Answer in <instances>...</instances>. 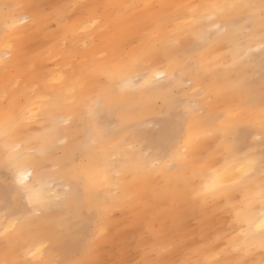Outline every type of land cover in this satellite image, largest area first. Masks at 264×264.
I'll list each match as a JSON object with an SVG mask.
<instances>
[{"label":"rangeland","instance_id":"374dc122","mask_svg":"<svg viewBox=\"0 0 264 264\" xmlns=\"http://www.w3.org/2000/svg\"><path fill=\"white\" fill-rule=\"evenodd\" d=\"M209 1L211 0H0V30L4 36L6 28L5 15L8 6H11L10 8L16 14L22 13L26 16V25L23 26L25 30L22 34L13 36L7 27V37L12 38V44L14 46L6 56V63L0 65V113L3 110L7 113L11 112L16 115L19 113V116L20 114L22 115L23 112L19 109L15 110V108L24 100V93L28 88L34 87L37 89L39 85V90L47 94L45 99H43L44 102L40 101L43 103V106L40 112H38L40 114L39 117L37 118L35 115L30 120L26 119V121L30 134L38 135L42 131V127L47 126L48 121L50 124L57 123L55 126L49 127L50 130L62 129L61 134L54 139V141H57L54 142L53 148L48 150L49 153L46 152L47 154L45 153V156L40 157L41 159L39 158L36 160L37 163H35V165L37 164L35 167L39 169L41 167L42 170L40 171L46 174L51 181L48 183L54 189L51 191V194H57L53 198V202L66 199L68 197L67 193L71 189V185L66 180V175L61 172L63 168L60 159L64 154V149L69 145L68 137L63 130L76 127L77 115L71 109L72 103L74 101L80 102L83 105L82 108L85 113L93 116L90 122L93 128L99 130L94 144L100 148L102 145L112 146V143H114L112 137L117 131L121 129L129 132L131 130L126 127L124 128L123 123L131 121L132 114L131 107L125 100V91L121 92L115 81L110 78V74L106 72V67L109 65L108 62H110L113 55L120 51H126L128 55L143 54L145 63L159 56L162 61L160 67L165 69L169 75H171L173 68L188 60L195 61L200 68L199 72L205 73L210 71L207 61L209 60V53L212 47H209V45L217 42V38L214 36L211 40L200 41L199 37L201 33L192 32L189 27V25L195 27L198 24H202L204 30H206L208 29L207 22L200 23L198 20H194L192 18V9L159 7L161 5L195 6L209 3ZM229 1L238 2L237 0ZM259 2L260 0H254L251 3L258 4ZM77 4H100L108 6L105 9H101L105 23L101 25V29L95 31L94 42H89L87 37L88 32L79 23L81 19L93 16L94 12L88 10L83 14L77 12L76 15H73V12L76 10L67 6ZM144 5H155L157 7L145 9L143 7ZM101 40L103 41L102 45ZM166 40H172L174 42L167 58L165 57V53L156 47L158 43ZM82 43L85 44L83 45ZM253 48L255 51H260V45L258 44L254 45ZM105 52L107 53L106 56L104 55ZM8 58H10L9 62L7 61ZM226 62L225 60L222 64L225 65ZM103 64L104 72L100 70ZM69 69L72 71L70 72ZM94 69H96L95 72ZM58 70L63 71L62 73L65 76L64 80L70 77L73 78L70 83L72 85L71 88L61 90L60 87L63 86L64 81L57 80L55 82V80H50L56 76ZM196 74H187L191 81V87H189L188 81L181 83V77L184 73H177V80L173 86V94H177L181 98V106L184 107V104H195L198 108H203L204 116L200 119L204 120H207L206 118L208 117H213L215 111L218 110L220 112L221 107L223 109L222 112L225 113L226 110L228 111V106L223 102L226 94L218 98L219 95L217 93H224V91L221 92L220 88L215 86L214 82L212 83L215 89H217L216 94L214 93L212 98L205 100L204 103H197L196 99L203 98L205 95V83L195 79ZM73 86H75V94L72 92ZM134 86L136 85L130 86L129 89L136 92L139 86ZM22 87L24 88L21 89ZM54 89L59 90V96L54 94ZM200 89H203L200 96L194 95ZM188 90L190 92L185 94ZM98 97L104 98V104L98 110L89 111V105ZM153 103L155 108L144 112L140 126L148 131L152 130L153 133L157 134L161 130V120L165 111L162 108L163 103L160 98L153 99ZM45 106H47L46 112ZM44 113H47V115L53 114L55 118H46ZM98 113H102L103 116L105 115L104 127L96 123L95 116ZM63 121L68 123H61ZM145 121L147 123H144ZM247 124L249 125V123ZM203 126L208 127L207 124ZM217 128L219 129V127ZM199 129V132H202L204 128ZM123 134H126V132ZM250 138L252 139V137ZM255 138H258V135H255ZM8 140L11 141L10 144L14 149L20 148L21 140L18 134L9 137ZM123 149L128 153L139 150L140 152H149L151 159H155L158 156L154 147H147L142 140L135 139L134 136L127 138L123 143ZM118 157L119 154L116 153V156L115 154L109 155L108 159L113 160ZM80 158L81 156L78 155V159ZM141 160L143 159L141 158ZM143 167L153 171L144 160ZM133 172L131 173V180L130 178L127 179V174L122 168L117 172L110 173L111 176L115 177H112L111 184H108L110 186H104V203L95 206L96 209H94V212H100L98 216H102V218L98 219L95 223L90 221L84 228L82 227L84 231L80 230L82 233L81 237H83L80 241L68 238L67 232L62 229L52 231L54 228L50 226V222H44L42 225L39 224L42 214L37 209H34L30 212V217H33V221L24 230V232L28 231L24 237L22 247L8 243L10 240H13V242L17 241V239L20 240L21 231L19 230V223L21 222L20 219L22 220V215H18V218L14 220V225L19 227L15 228L13 226L14 229L13 231L11 230L14 235L12 236L13 239L11 236L5 234L3 230L11 216V209L10 207L8 208L5 202L6 199L10 203V200L7 197L4 199L1 192L6 189L10 180L7 175H3L0 180V231H2L0 233V264H77V262H80V264H152L148 260L153 258L151 251L154 250V247H156V250L164 253L161 263L181 264L184 259L181 258L179 261H172V259L166 257V254L178 249L188 239H194L199 236L200 219L196 215H192V217L187 216L181 220V212L178 210L180 208V202L177 198H173L172 195L162 206V209L166 211V216L176 214L175 218L178 219L177 221L180 224L179 229L187 233L186 237L171 236L168 229L169 226H165V219L158 212L152 215L148 213L146 219L142 220V218H139L138 220L136 215H132L136 212L132 206L136 207L135 205L144 202L146 198L144 191L147 188L146 186H148V180L143 176L144 174L141 170H133ZM136 172L137 174L135 175ZM163 174L168 175V173ZM153 175L157 176V173ZM141 180L144 185L141 183ZM156 189V186H151L148 192L154 194ZM174 192L178 193L177 191ZM179 195H181L180 201H188L187 193L184 192ZM49 208L55 210L56 205L51 204ZM157 209L159 210V208ZM12 214L16 215L14 213ZM104 226L107 227L106 230L99 231V228ZM117 227L120 230L122 229V236L115 234ZM95 228H98V230H95ZM207 231L210 232L211 230L207 229ZM127 238L131 242L122 246L123 251L121 253L113 248L118 240L123 241ZM48 239H52L51 242ZM104 239H108L109 241H104ZM37 244H42L44 248L45 255L43 254L41 258L35 249ZM6 246H8V249ZM142 249L145 251L143 253L147 254L146 256L140 253L138 254L137 251L140 250L141 252ZM218 255L216 253L219 264L220 255ZM187 259L197 260L191 257L185 260Z\"/></svg>","mask_w":264,"mask_h":264},{"label":"bare ground","instance_id":"6f19581e","mask_svg":"<svg viewBox=\"0 0 264 264\" xmlns=\"http://www.w3.org/2000/svg\"><path fill=\"white\" fill-rule=\"evenodd\" d=\"M237 1L251 3L254 0H237ZM215 2H230V1L229 0L209 1V3H215ZM10 7L11 6H8L6 10V15H5L6 20H11L13 18H18V19H16L14 23L7 25V27L10 30V32L13 34V36H17L18 34H22V32L25 30L23 26L26 25V16L22 13L16 14L14 10ZM89 17L91 16L81 19L79 23H81L84 26L83 28L88 32L87 37L89 42H92L95 38L94 35L95 32L92 31L93 22L90 21ZM242 23L243 21L241 22V24ZM189 27H190V31L198 32L201 34L208 31V29L204 30V26L202 24H198L195 27L189 25ZM82 44L84 45L85 43ZM13 46L14 44H12V38L7 37V40H5V36L2 34V31L0 30V65H4V63H6L5 62L6 56L10 53L11 48ZM209 47H212L209 53V60L207 61V64L210 67V71H207L205 73L199 72V74L197 73L195 75V79L201 80L202 83H205V91H204L205 95L210 90L215 89L212 82L215 83V86L220 88L221 92L224 91V93L218 92L217 94L219 95L218 98H221L223 94H226L223 102L225 103V105L228 106V111L226 110L225 112V115H227L229 109L232 108L235 104H239L241 101V96L238 91H233L231 88L225 86L230 83V81L224 80V76L226 74H230L233 72L232 69L233 57L230 53L227 43L221 46L217 42H214V44L209 45ZM252 52L254 53V59L257 62V67H258V62L262 54L260 51H255L254 48L252 49ZM225 60L227 62L224 65L222 64V62H224ZM7 61L9 62L10 58H8ZM108 66L106 68H108ZM96 69H94V72ZM100 70L104 72V64ZM163 70L165 71V69ZM62 72L63 71L58 70L56 76L54 78H51L50 80H55V82L57 80L64 81L63 86L60 88L61 90L63 89L66 90L71 88L72 85L70 83L73 80V78L70 77L69 79L64 80L65 76L64 73ZM17 85L19 84L17 83ZM17 85L15 86L19 87ZM23 88L24 87H22L21 89ZM34 90H36L34 87L26 89V92L24 93V100L23 101L21 100L22 102L18 104V107L15 108V110L19 109L23 112L27 107V110H29L32 113L33 117L36 115V113L40 112V109L43 106V103H41L40 101H43V99H45L47 94L39 90L36 93V95H32L31 93ZM54 92L55 95L59 96L58 89L56 90L54 89ZM189 92L190 90H188L185 94ZM216 92L217 91H215L214 93L216 94ZM125 97H126L125 98L126 102L129 104L131 108L135 107L136 105H145V104H150V106H142L137 108L136 111H131L132 120L123 123L124 128L126 127L127 129H131V130L127 132V130L123 131L120 129L112 137V139H114L113 140L114 143H112V141L110 140L112 146L102 145L101 148L98 147V145L94 144V141L96 140L99 134V130L97 128H93V125L90 122V119H92L93 116L87 115L85 113L84 109L82 108L83 105L80 102L74 101L72 103L71 109L77 115L76 127L63 130L65 135L68 137L67 139L69 140V145L67 146L66 149H64L63 152L64 154L60 159L63 168L61 172L62 174L64 173V175H66V180L71 185V189L69 193L66 192L68 194V197L66 199H64L63 201H55V202H53V198L56 197L57 194L52 195L51 191H53L54 189L48 185V183L51 181L49 180L46 174L40 171L42 170L41 167L40 169L38 167L37 168L35 167L37 165V164L35 165V163H37L36 160H38L40 157H44L45 153L53 148L54 142L57 141V140L54 141V139L58 137L59 134H61L60 132L62 131V129L50 130L49 127H53L57 123L50 124L48 121L47 126L45 125L44 127H42L43 129L38 135L30 134L28 132L29 127L27 121L26 119L23 118V114L22 115L20 114L19 116V113L18 115H16L11 112L7 113L3 110L1 111L0 130H6L7 135H0V180L3 175H7L10 180L9 184L6 186V189L2 190L1 192H2V197H4V199L6 197L9 198L10 203H8L6 199L5 202L8 208L10 207L11 209V214H10L11 216L9 218L10 220L3 229L5 234L11 236V238L12 236H14L12 232L14 229L13 226H15L14 220L18 218V215H22V220L20 219L21 222L20 221H19L20 223L18 222L20 224V227L19 226L18 227L19 230L21 231L20 240H18L17 238H16L17 241L14 242L13 240L10 241L7 240L8 243L10 245L14 244L20 247L23 246L24 237L26 235V232L28 231L27 230L26 232H24V230L26 229L28 224L31 221H33L32 219L33 217L32 218L30 217V212L34 209H37L42 214L41 219L39 220V224L42 225L44 222H50L51 224L50 226L54 228V230L52 231H55L56 229H62L63 231L67 232L68 238L70 239L72 238L75 241L77 240L80 241L83 238L81 237L82 236L81 231H84L83 229L84 226L90 221L95 223L96 221H98V219L102 218V216H98L100 215V212L96 213L94 212V209H96L95 206L104 203V195H103L104 186L108 185L113 177L110 175V173L117 172L119 171L120 168H122L127 174L128 177L127 179L130 178L131 180L132 177L131 173L133 172V170L134 171L141 170V172L144 174L143 176H145L146 179L148 180V186H146L147 188L144 191V195H146L144 202L140 203L139 205H135L136 207L132 206V208H134L136 211L132 215L134 216L136 215L138 220L139 218H142V220L146 219L148 213L152 215L153 213L158 212L161 216L164 217L165 226L166 225L169 226L168 229L171 233V236L186 237L187 233L179 229L180 224L177 221L178 219L175 218L176 214L172 216H166V211L162 209V206L168 201L169 197L172 195L173 198H177L180 202V208H178V210H180L179 212H181L180 214L181 220L185 219L187 216L192 217V215H196V217L200 219L199 236L194 239H188L186 243H183L180 246L178 245L179 246L178 249L166 254L167 258L172 259V261H179V259L181 260V258L185 260L186 258L191 257L192 259L204 260L207 261L208 264H213V262L218 261L216 257V253H218L220 255L219 260L221 264H233V262L236 261L237 259H247L248 264H261V261L264 260V251L260 249L258 241L251 239L246 240L245 236L243 235L244 233L248 232L249 221L253 219H255L256 222L252 224V230L259 231L258 226L260 221L258 217H260L261 215V205L258 198L255 199L254 201H251L250 199H245L244 197H241L238 200H226L224 204H220L214 201L208 203L195 202L191 198V196L184 191L183 188H179L175 185V177H173L172 180L169 174L166 175L163 174L162 172L155 170L151 171L148 168L143 167V160H141L140 150L132 153H128L123 149V143L130 136H134L135 139L142 140L147 147L155 148V144L157 142L158 136L164 132L165 128L169 125L171 121L175 120L177 107L183 108L181 106L182 105L180 100L181 98L177 94H173V96L170 97L169 99H165L164 97L159 96L153 92L139 93L138 91L135 92L129 88L125 90ZM118 98L119 100H121L120 97ZM155 98L161 99L163 103L162 108L165 111L161 120L162 122L161 130L158 131L157 134L153 133L152 130L148 131L140 126L143 120L144 112L146 110L148 111L152 108H155L153 105L154 104L153 99L155 100ZM201 99L202 97L196 99V101L198 102ZM204 102L205 100L202 103ZM46 107L47 106H45V112L47 109ZM222 110L223 109L221 107L220 112L217 110L215 111V114L221 113ZM44 115L46 116V118L48 117L49 119L55 118L53 114L47 115V113H44ZM233 116L234 119L230 121V123L234 124L237 128H248L250 131L254 132V135L251 136L252 139L249 137L247 143L255 144V148L257 149L255 150L254 148V150L257 152V158H258L260 145L258 138H255V135H259V130L253 123L255 117H253L250 111L246 108L237 109L233 113ZM206 119H207L206 124L208 125V127L206 126L195 127L192 129L191 134L200 140V142L207 149L208 153H212L217 149L220 143V140L217 138L216 135V130L218 129L217 127L221 128L223 125L221 121L218 120L214 121L212 117H208ZM95 120L98 125L104 127V122L106 120L105 115L103 116L102 113L101 114L98 113L95 116ZM51 122H55V121H51ZM247 123H249V125ZM199 128H204V129L202 130V132H199L200 130ZM125 132L126 134H123ZM16 134L20 136V140H21L20 148L18 149H14L13 146L10 144L11 141L8 140L9 137H13ZM235 134L236 133L234 132L233 135ZM245 151H250V148H245ZM116 153L119 154L118 157L119 159L118 158L115 159L116 157L114 158L115 160L113 159L114 161L112 159L111 160L108 159L109 155L115 154L116 156ZM78 155L81 156L80 159H78ZM221 163L223 164L224 161L221 160ZM154 173H157V176H154L153 175ZM136 174L137 172L135 173V175ZM232 174H233L232 171H230L229 175L231 176ZM213 179H214L213 176L208 175L207 183L211 184ZM229 182H230L229 180L224 181V183H229ZM141 183L143 184V181ZM258 183L259 180L257 178L252 182V186L255 187V185ZM151 186L157 187L156 192L154 191L155 192L154 194L148 192ZM174 191H177L178 193H175ZM184 192L187 193V197H188V201L186 202L180 201L181 195L179 194H183ZM3 193L5 196L3 195ZM37 193L40 195L39 199L36 198L35 194ZM232 194L234 195L235 193ZM51 204L56 205L55 210H51L49 208ZM226 207L227 210H225ZM157 208H159V210ZM12 213L16 215H13ZM18 227L15 226V228ZM106 228H107L106 226L100 227L99 231L103 229L105 231ZM117 228L115 229V234L118 236H122L121 233L122 229L120 230L119 228L118 229ZM207 229H210L211 231L209 232L207 231ZM95 230H98V228H95ZM0 233H2V231H0ZM107 240L108 239H104V241ZM130 242L131 241L129 240V238L124 239L123 241L118 240V242L115 243V246L113 248L117 249L118 252L121 253L123 251L122 246L124 244H129ZM234 245L240 247L241 249L240 253L236 252L235 248L233 247ZM7 247L8 246H6V248ZM249 248H251V251L245 255L244 254L245 251ZM35 249L38 252L37 253L38 256L41 258L44 254V248L42 244H37L35 246ZM2 251L4 252L3 249ZM137 252L138 254L140 253L144 256L147 255L143 253L145 252L143 251V249L141 252L140 250ZM151 254L153 258H150L148 260L149 262H151L152 264H163L161 263V260L164 257L163 252H161L160 250H156V247H154V250L151 251ZM11 256L12 254L10 255V259Z\"/></svg>","mask_w":264,"mask_h":264},{"label":"snow or ice","instance_id":"6c2138e0","mask_svg":"<svg viewBox=\"0 0 264 264\" xmlns=\"http://www.w3.org/2000/svg\"><path fill=\"white\" fill-rule=\"evenodd\" d=\"M67 7L76 10L73 15H76L77 12L83 14L85 11L92 10L94 15L89 19L93 22V32L101 29V25L105 23L101 9L107 8L106 5L77 4ZM143 7L151 9L157 6L144 5ZM159 7L192 9L194 20L208 24V31L200 35V41H208L215 36L217 43L221 46L225 43L228 44L233 57V72L224 76L225 81H230L225 86L233 91H238L241 101L230 108L227 115L221 112L212 117L214 121H221L223 125L216 130L220 143L214 152L208 153L200 140L191 134L193 128L203 126L207 121L200 119L204 116L203 108L189 104L183 108L177 107L175 120L171 121L164 132L158 136L155 144L157 158L151 159L150 153L143 151L140 152L141 158L148 163L152 170L168 173L172 180L175 177V185L183 188L195 202L214 201L224 204L226 200H238L241 197L251 201L258 198L261 205V215L258 217L259 231L252 230V224L256 222L253 219L249 221L248 232L243 235L246 240L258 241L260 249L264 251V0H260L258 4L215 2L195 6L161 5ZM16 19L18 18L5 21V40H7V25L14 23ZM241 21H243L242 24ZM173 43L172 40H166L158 43L156 47L161 49L167 58ZM256 44L260 45L259 50L262 54L258 67L252 52ZM104 55L106 56L107 53L105 52ZM161 64L159 56L145 63L143 54L128 55L126 51H120L113 55L106 71L121 92L132 85H138L139 93L153 92L165 99L173 96L177 73H184L181 83L188 81V86L191 87V81L187 74L200 71L194 60L177 65L172 69L171 75L160 67ZM69 71L72 70L69 69ZM39 89L38 85L31 94L36 95ZM202 91L203 89L197 90L194 95L200 96ZM215 91L217 89L210 90L197 103L210 100ZM72 92L75 94V86H73ZM104 102V98H96L89 105V111L98 110ZM142 106H150V104L136 105L131 108V111H136ZM239 108L248 109L255 117L253 123L259 130L258 158L255 150L245 151V148H255V144L247 143L248 138L253 136L254 132L248 128H237L230 123L234 119L233 113ZM39 115L36 113L37 118ZM23 118L29 120L32 118V113L27 110V107L23 111ZM157 127L159 126L157 125ZM234 132L235 135H233ZM0 135H7V131L0 130ZM221 160L224 161L223 164ZM230 171L233 173L231 176L229 175ZM208 175L214 177L211 184L207 183ZM257 178L259 183L253 187L252 182ZM225 180L230 182L224 183ZM35 195L39 199L40 195L38 193ZM233 247L237 253L241 252L239 246L234 245ZM250 251L251 248L247 249L244 254L246 255ZM181 264H208V262L187 259ZM213 264H218V261ZM233 264H248V261L247 259H237ZM261 264H264V260L261 261Z\"/></svg>","mask_w":264,"mask_h":264}]
</instances>
